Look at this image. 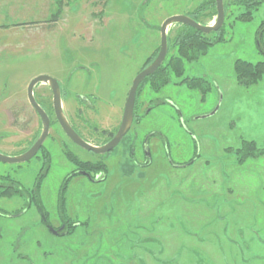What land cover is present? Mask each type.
<instances>
[{"label":"rangeland","instance_id":"rangeland-1","mask_svg":"<svg viewBox=\"0 0 264 264\" xmlns=\"http://www.w3.org/2000/svg\"><path fill=\"white\" fill-rule=\"evenodd\" d=\"M204 1L0 0V152L27 149L41 129L28 96L39 75L68 86L64 108L87 138L96 125L97 133L116 130L135 77L159 54L163 22ZM245 10L227 7L223 40L184 59L182 77L169 68L171 82L159 91L140 85V122L112 152L75 149L105 160L106 181L77 176L61 193L76 166L55 145L56 126L45 142L50 162L42 154L0 161V182L11 175L26 188L50 165L37 200L56 227L63 196L76 225L56 235L39 203L0 193V264H264V77L247 85L235 70L238 59L264 61V2L251 20L237 19ZM178 29L168 28L166 66L178 54ZM185 76L206 82L193 89Z\"/></svg>","mask_w":264,"mask_h":264},{"label":"flooded vegetation","instance_id":"flooded-vegetation-1","mask_svg":"<svg viewBox=\"0 0 264 264\" xmlns=\"http://www.w3.org/2000/svg\"><path fill=\"white\" fill-rule=\"evenodd\" d=\"M81 67L82 66H80L78 68H81ZM52 78H54L58 82V84H59V88H60V92H61V99H62V108H63V111L67 112V115L69 114V117H67L66 115L65 116H66L68 122L70 123L71 127L73 128V130L84 141H86L90 145H93V146H96V147H100V146H104L107 143H109L115 137V135L117 134L118 130L120 129V126H121L122 121H121L120 125L118 126V128L116 130H114V131H112V130L111 131H106V129H103V130H101V133H97V130H98L97 125L96 126H93L91 129H89V134L92 135V138H87L86 137L87 134H85V132H86L87 129L84 128L86 125H84V126L81 127L80 124H79V122L75 121L72 118V115L69 113V111H67L64 108L63 101H64V97H65L66 93L68 92L67 90H69L68 89V86L64 85L60 81V79H58L56 77H52ZM146 80H147V78L144 79V81H146ZM142 83L140 85H142ZM41 85L46 86V88L41 87V90H38V88L40 89L39 86H41ZM36 89L38 91L35 93V90ZM46 90H49V92L51 94V96L49 98L47 96ZM34 96H35L36 101L46 111V113L48 114V116L50 118V129H49V133H48L47 138L45 139L44 143L42 144V146L40 147V149L38 150V152L30 160H28V161H31L34 157H39L40 154H42V156L46 159V161H48V162L51 161V159H52V152L48 148H46L45 142H46V140L48 138H50V136H52V129H53L54 126H56V130L58 132L59 137H58V139H55L54 138L55 135H54V136H52V139L54 140L55 145H57L59 151L62 152L66 156V158H68L76 166V168L73 169L64 178V181H63V184H62V187H61V193H65L67 191L70 183L77 176L86 177L87 179H89L93 183H100V182L106 181L108 179L107 173L104 170H102V169H96V167L98 166V164L105 163V160H102V159H96V160L95 159H83V158L79 157L76 154L75 149H81V150L84 149V150H87V151H89L90 153H92L94 155L95 154H98L99 156L106 155L107 153L106 154H99V153H96V152H94L92 150L85 149L84 147H82V146L78 145L76 142H74V140H72L71 137L68 136V134L65 132V130L61 126V124H60V122H59V120L57 119V116H56L55 105H54V96H55V93H54L53 86L50 83H45V82L38 83L35 86V88H34ZM81 99L83 101L85 98L83 96H81ZM65 112H64V114H65ZM37 114L39 115V117L41 119V125H42L41 126V129L37 132V134L35 135V138L32 140L31 144L28 146L27 149H25L23 151L20 150V151H18L17 153H15L12 156L22 155V154L26 153L27 151H29L34 146V144L40 138V136H41V134L43 132V122H42V118H41L40 114L38 112H37ZM136 122L137 123L140 122V119L137 118L136 103H135L133 123H132L131 128L127 132V134L131 131V129L134 127V124ZM92 131L94 133H92ZM125 136L123 137V139L125 138ZM56 137H57V135H56ZM92 139H94V140H92ZM121 141H120V143H121ZM149 145H150L149 144V141H148V143H145V145H143V147H144L143 148V152H144V155H146V156L149 155ZM114 149H112L110 152H112ZM110 152H108V153H110ZM134 153H135V150L133 151L132 154L134 155ZM84 162H92L93 164H95V163L96 164L98 163V164L96 166L93 165V167L91 166V169L90 170H85V169H83L81 167L82 166V163H84ZM49 167H50V165L45 166L44 171L39 175V177H41L43 179L45 176H47ZM4 176H10V180L15 181V182H17L19 184V186L22 189L21 192H19V194L22 195V196H24L25 198H27V197L29 198V201H28L29 203L27 202L28 207H31L33 201L37 205L39 203V206H40V208L42 209V211L44 213L43 221H44V223L46 224V226L48 227V229L52 233H54L56 235H62V234H67V233L70 232V226L73 225V221L68 216V213H67V215L66 214H63L62 209H61L62 208L61 207L62 206V203H61L62 202V199H60V201H59V207H60V213H59V215H60V218H59V225L56 226V227L53 226V223L51 222L50 217L48 216V213L45 211L44 205L41 202V200H39V201L37 200L38 199V195H40V190H41V187H42V182H41V185H37V182H38V179H37V181H36V183H35V185H34L33 188H26L20 182H18L17 180H14L11 177V175H3V177ZM6 182H8V183H6ZM9 184H10V181L9 180L8 181L7 180L6 181H1L0 182V188H2L4 190L8 189V187L12 188L13 186L12 185H9ZM62 198H63V196H62ZM65 203H66V201H65Z\"/></svg>","mask_w":264,"mask_h":264},{"label":"trees","instance_id":"trees-1","mask_svg":"<svg viewBox=\"0 0 264 264\" xmlns=\"http://www.w3.org/2000/svg\"><path fill=\"white\" fill-rule=\"evenodd\" d=\"M264 2V0H229L228 2L224 0L225 5V12L227 11V7L229 6H243L246 7V10L241 12L239 15H237V19L241 20H251L253 18V12L255 9H258L259 5ZM203 12V13H202ZM201 14L204 15L206 18L210 15L213 17L217 16V4L216 0H205L204 3L198 8L197 12L191 13V15H188L192 17L194 20L202 23V24H210L211 22H204L201 20ZM179 29L178 33L175 36L173 40V45L177 51L178 54L173 56L170 59L169 66H166L165 64H162L160 68L151 76L147 77L148 81H151L153 83V86L156 91H159L164 86L169 84L171 82V77L169 73V68H171L172 71H174L175 75L178 77H182L185 72V61L184 59L188 61H194L197 60L201 55H204L207 53L210 46L221 42L224 37V27L220 28L218 31H214L212 33H215L213 36H210V34H205L191 26L185 25V24H178ZM264 31V22L262 23L260 34ZM168 42L170 43L169 35H168ZM262 50L264 51V46H261ZM170 49V47H168ZM169 52V51H168ZM158 55V54H157ZM155 60V59H154ZM235 70L238 77V80L241 83H245L247 85L258 83L263 77H264V61H260L257 63H251L245 60L238 59L235 62ZM181 83L187 84L190 88H202V84L206 81L203 78L200 77H188L185 76L183 81H180ZM247 144V143H246ZM252 144V143H249ZM248 145V144H247ZM98 164V163H97ZM96 163L93 164L92 162H84L82 163V168L85 170H90L91 166L97 165ZM96 169H102L106 172V164L101 163L98 164ZM3 178H8L10 181L9 185H12L13 187L4 190L0 188V193L5 194L6 192H9L7 194L13 193V192H21V187L19 184L15 181L10 180V176H4ZM7 180V181H8ZM42 178H38L37 185H41ZM8 183V182H6ZM62 212L63 214L67 215L66 212V206H65V198H62ZM72 226H76L73 222Z\"/></svg>","mask_w":264,"mask_h":264},{"label":"water","instance_id":"water-1","mask_svg":"<svg viewBox=\"0 0 264 264\" xmlns=\"http://www.w3.org/2000/svg\"><path fill=\"white\" fill-rule=\"evenodd\" d=\"M216 4H217V16L213 24H202L188 15H173L168 17L163 22V24L161 25V45H160L159 54L157 58L148 67H146L135 77L132 87L129 91L120 129L118 130L115 137L109 143H107L104 146L96 147L84 141L73 130V128L71 127L70 123L68 122L64 114L62 108L61 92L58 82L51 76L39 75L30 82L28 86V96L31 105L36 109V111L40 114L42 118L43 132L40 138L37 140V142L29 151H27L22 155H16V156H9L0 152V161L5 163H21L28 161L38 152V150L44 143L45 139L47 138L50 129V118L46 113V111L36 101L34 96V88L40 82L50 83L53 86L55 93L54 105H55L57 119L59 120L65 132L68 134L69 137H71L72 140H74V142L84 147L85 149L92 150L99 154H104L114 149L120 143V141L123 139V137L127 134V132L132 126L134 119V109L136 103L137 90L140 84L144 81L145 78L153 75L160 68V66L163 64L164 60L166 59V56L168 54L169 26L175 24H185L205 34H210L214 31H218L224 25L226 12H225L224 0H216Z\"/></svg>","mask_w":264,"mask_h":264}]
</instances>
